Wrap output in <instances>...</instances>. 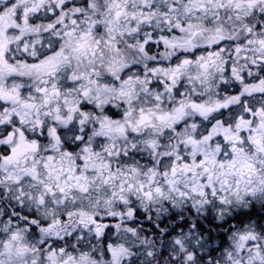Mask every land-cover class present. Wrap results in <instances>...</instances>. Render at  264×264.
Masks as SVG:
<instances>
[{
	"label": "snow or ice",
	"instance_id": "6c2138e0",
	"mask_svg": "<svg viewBox=\"0 0 264 264\" xmlns=\"http://www.w3.org/2000/svg\"><path fill=\"white\" fill-rule=\"evenodd\" d=\"M0 264H264V0H0Z\"/></svg>",
	"mask_w": 264,
	"mask_h": 264
}]
</instances>
